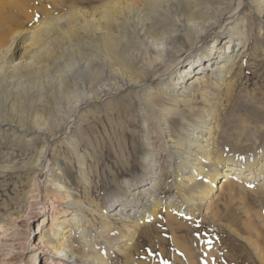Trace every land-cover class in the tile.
Instances as JSON below:
<instances>
[{"label": "bare ground", "instance_id": "1", "mask_svg": "<svg viewBox=\"0 0 264 264\" xmlns=\"http://www.w3.org/2000/svg\"><path fill=\"white\" fill-rule=\"evenodd\" d=\"M248 1L251 0H152L137 8L134 0H111L108 4L91 7V12L73 9L53 17L64 4L52 1L54 4L36 5L30 4V0H0V74L5 77L7 87L14 85L16 72L29 73L34 68L39 72L46 66L42 60L44 42L59 35L57 26L63 21H67V29H74L73 35L84 32L91 40L83 42L86 43L84 47L96 53L101 60L94 63V66H99V78L96 84H92L88 77L90 62L83 58L80 65L81 93H74L73 97L79 99L74 100L76 104L73 102L75 105L71 106L70 113L65 111L69 114L67 117L33 121L29 127L13 125L0 118V134L12 131L17 136L27 135V145L36 152L28 164L0 166V175L21 172L27 176L22 203L27 208L25 211L29 212L23 230L17 226L11 213L0 215V248L4 241L2 238L9 236L11 231L10 237L21 249L17 260L7 262L1 259L0 250V264H33L35 254L31 249L35 246L30 247L28 241L29 222L35 210L40 212L44 206L46 196L54 199L52 204L44 207L50 210L49 228L54 232L41 230L36 243L48 251L45 264H109L107 257L104 258L94 248L98 240L103 241L108 253L127 251L126 247L133 239L128 235L132 236V231L134 233L131 227L151 212L146 203L145 187H136L135 184L136 189L126 198L109 203L107 212L99 211L76 196L72 170L64 165L56 152L63 135H68L69 131L72 133L87 121L81 118L82 108L111 100L121 93L126 94L132 110L140 115L138 128L145 135L141 139L143 157L140 166L148 173L144 181L152 183L147 189L161 173V157L167 165L166 171L173 176L176 191L169 203L173 205L167 207L169 210L174 206V212L179 214L207 210L221 177L232 187H245L258 180L260 185L264 184V142L257 152L242 159L224 153L219 141L221 126L215 117L217 111L213 109L222 107L219 99L223 95L231 97L236 86L232 68L240 51L238 40L247 41L246 34L240 32L245 22L239 20V15ZM253 4L250 12L264 22V0H253ZM31 25L34 26L24 38L25 32L20 30ZM209 39L212 40L207 48L202 49V44ZM20 42L25 49L18 47ZM20 51L24 54L18 58L17 52ZM192 55L199 59L191 58ZM44 56L49 57V53ZM153 82L161 88L163 98L153 95L149 88ZM197 100L211 108L192 107L191 103ZM180 103L191 117L195 113L193 119L197 121L196 125L187 121L185 134L191 138L184 145L182 139L164 141V137L170 138L173 133L172 118L179 115L177 118L181 120L184 115L178 111L179 108L170 109L166 104L178 107ZM151 135L162 141L160 149L155 148L149 138ZM83 175L81 182L86 185ZM41 178H44L43 192L37 182ZM84 193L88 190L85 189ZM83 209L88 210L92 220L83 218ZM98 218L101 221L99 228L95 229ZM111 219L119 222L121 228L116 227ZM13 251L14 248H10L8 255Z\"/></svg>", "mask_w": 264, "mask_h": 264}, {"label": "rangeland", "instance_id": "2", "mask_svg": "<svg viewBox=\"0 0 264 264\" xmlns=\"http://www.w3.org/2000/svg\"><path fill=\"white\" fill-rule=\"evenodd\" d=\"M52 1L64 4L62 10L52 15L53 17H59L73 9H86L91 12V7L111 2V0H30L29 3L54 4ZM150 1L152 0H134L133 4L141 8V5ZM253 5V0L246 2L239 15V20L245 22L240 32L246 34L247 41L245 43L238 40L240 51H237L235 66L232 68L236 78L233 95L231 97L223 95L218 101L222 107L213 108L217 111L215 117L221 126L219 141L223 152L239 159L257 152L264 142V22L250 12ZM32 26L34 25L20 30L25 32L24 38L28 36ZM57 30L58 36L54 35L49 41L44 42L45 53L42 60L46 66L41 67L39 72L35 68L31 70L34 75L31 72H16L17 78L14 79L19 81L15 80L14 85L10 87L4 84L5 77L2 78L3 74H0L1 119L13 125L29 127L33 121L67 117L76 104L74 100L79 99L73 97L74 93L78 95L81 93L80 65L86 58L90 62L89 82L96 84L99 66H94V63H100L101 60L96 53L86 49L84 47L86 43H83L91 40L82 31L73 35L74 29H67V21L60 22ZM61 37L65 38L62 40ZM211 40L203 43L202 49L207 48ZM22 45L20 42L18 47L23 49ZM24 51L17 52V57H23ZM46 53H49V57L44 56ZM194 57L195 55L191 56ZM195 58L199 59L198 56ZM212 80L215 82L214 78ZM149 86L154 96L164 97L160 95L161 88L157 83L153 82ZM166 105L174 110L179 108L178 111L184 115L181 120L177 118L179 115L172 118L170 125L173 133L170 138L164 137V141L182 139L184 145L191 138L185 134L188 128L187 121L197 124L193 119L195 113L191 117L182 103L178 107L174 104ZM191 106L196 109L211 108L201 100L192 102ZM132 109V104L125 93L95 106L82 108L81 118L87 121L72 133L69 131L68 135L61 136V145L56 147L58 157L72 170L76 196L89 207L107 212L109 203L126 198L136 187H145L147 191L146 203L151 212L131 227L134 233L131 232L132 236L128 233L133 239L130 246L126 247L127 251L123 250L121 254L108 253L102 240L96 242L95 250L104 258L107 257L109 264H264V184L260 185L258 180L245 187H232L221 177L216 190L212 192L213 196L207 210L186 211L182 214L174 212L176 206L170 207L169 210L167 207L173 205L169 203L176 191L173 176L166 171L167 165L160 155L161 173L152 187L147 189L152 183L144 181L148 173L140 166L143 157L141 139H144L145 135L138 128L140 115ZM16 134L12 131L0 134V166L12 163L25 165L33 161L36 152L27 145V135ZM149 138L157 150L163 144L155 135ZM82 175L88 184L84 185L81 182ZM43 181L44 178L37 181L41 192L44 188ZM26 183L27 176L21 172H5L0 175V215L6 216L8 212L11 213L16 219L17 226L22 230L29 213L25 211L27 208L22 203ZM85 189L88 193H84ZM45 199L40 212L36 209L35 215L30 216L32 218L29 222L28 241L30 247L35 246L31 249L35 254L33 264H45L49 257L46 248L36 245L37 238L42 234L41 230L50 229V210H45L44 207L52 204L54 199L50 200L49 196ZM82 216L86 220H92L87 209H83ZM100 221L98 218V221L93 223L95 229L99 228ZM111 221L116 227L121 228L119 222L113 219ZM11 233L10 231L9 236L2 238L4 241L0 248L1 259L5 262L17 260L21 254L17 241L10 237ZM10 248H14V251L8 255Z\"/></svg>", "mask_w": 264, "mask_h": 264}]
</instances>
